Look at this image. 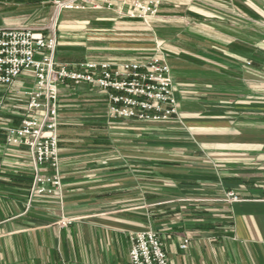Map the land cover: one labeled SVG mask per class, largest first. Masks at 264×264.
Here are the masks:
<instances>
[{
  "label": "crops",
  "instance_id": "crops-1",
  "mask_svg": "<svg viewBox=\"0 0 264 264\" xmlns=\"http://www.w3.org/2000/svg\"><path fill=\"white\" fill-rule=\"evenodd\" d=\"M198 1L205 8L202 0H162L151 19L187 26L193 18L187 10L191 15ZM219 1L223 11L238 4ZM246 3L252 18L249 13L244 22L250 27L255 3ZM217 17L236 27L240 21L232 14ZM203 35V53L193 47L199 37L192 36L186 67L174 65L172 56L168 64L193 75L201 68L221 73V100L213 92L205 100L222 111L204 115L198 96L192 97L194 108L183 111L186 104L174 93L182 112L179 129L194 144L182 149L180 159L163 153L155 165L151 142L142 146L136 140L134 119L111 117L106 92L87 83L68 81L58 89L60 192L32 193L27 147L6 144L0 130V264H130L128 233L147 227L158 233L168 264H264V191L249 185L243 199L228 196L234 189L228 181L245 182L246 169L264 168V92L253 66L243 63L253 61L257 43L249 37L242 46L233 32ZM125 39L98 47L87 60L112 67L146 60L131 59ZM62 217L72 222L61 226Z\"/></svg>",
  "mask_w": 264,
  "mask_h": 264
},
{
  "label": "built area",
  "instance_id": "built-area-1",
  "mask_svg": "<svg viewBox=\"0 0 264 264\" xmlns=\"http://www.w3.org/2000/svg\"><path fill=\"white\" fill-rule=\"evenodd\" d=\"M61 11L83 8L115 9L131 19L146 21L158 11L162 0H49ZM56 39L29 27H0V88L13 86L25 71L31 70L34 86L24 90L26 102L15 124L0 125L8 145L27 147L33 163L32 193L61 190L58 142L59 98L62 84L83 83L99 87L108 96L111 117L164 121L180 117L171 70L164 54L141 62L126 61L112 67L106 62L82 61L73 67L55 60ZM16 94L19 90L14 91ZM4 102L0 98V111ZM229 197H234L232 192ZM62 217L58 224L69 225ZM183 240L182 248L187 246ZM130 264H168L158 233L150 227L128 233ZM59 264H67L62 260Z\"/></svg>",
  "mask_w": 264,
  "mask_h": 264
},
{
  "label": "rangeland",
  "instance_id": "rangeland-1",
  "mask_svg": "<svg viewBox=\"0 0 264 264\" xmlns=\"http://www.w3.org/2000/svg\"><path fill=\"white\" fill-rule=\"evenodd\" d=\"M202 1L204 5L207 4L208 8L206 6L202 8V3L198 1L195 2L196 10H192L191 15L186 9L188 15L193 17L187 26L184 23L172 21H153L151 18L146 21H135L137 19L128 18L124 16V13H119L112 8L99 7L58 11L49 0L47 2L44 0L41 2L20 0L13 5H4L0 2V27L24 26L36 31L39 30L44 35H53L56 39L55 60L61 64H77L88 61V58L97 56L98 51H100L98 47L117 45L121 43L122 38H126L124 43L130 44L126 51L131 59L143 57L147 60L156 54H164L167 65H169L168 59L172 56L174 57L172 58L174 65L182 66V68L186 67L184 61L186 52L193 46L191 43L192 36H205L203 34L209 30L221 34L233 32L241 36L242 46L246 45L245 42L248 41L249 37H251L252 42L257 43L258 50L253 53V61L244 58L243 63L246 67L253 66V74L261 80L262 92H264V0H254L255 23L251 21L250 27L246 21H248L249 13L250 18H252L251 7L248 9L246 0H235L238 4L234 3L233 8H228V11H223L225 8L218 4L219 0ZM220 14L225 17L232 14L239 18L240 21L235 20L238 24L237 27L236 24L221 22L217 17ZM217 22L222 24H217ZM179 37L181 39L177 40ZM195 39L199 41L197 40L198 42L194 43L193 47L202 52L203 46L206 47L207 43L204 44L200 37ZM25 71L14 81L12 87L9 89L0 88V98L4 102V107L0 111V125L2 123L7 125L17 123L23 112L26 102L23 92L34 86L33 73L23 77ZM174 72L176 78V82L173 81L174 93L179 94L181 103L185 102L186 105L181 107L183 111L184 107L186 110L194 108L191 104L193 96L201 98L202 104L199 107L203 108L204 115H212V113L207 112L208 110H213L212 112L215 113L222 111L221 105H217L214 110L205 100L206 96L212 92L217 100H221L224 82L221 73H205L204 68L199 69L200 73L196 75L188 73V69L187 71L175 70ZM15 90H19L20 93L16 94ZM62 92L64 93V91ZM181 115L182 112L177 119L158 122L134 119V125L138 127L136 140L142 146L144 141L147 144L151 142L155 154V165L159 164L162 159L164 160L163 153H173L174 158L177 159L179 154H182L183 148L187 149L190 145H194L191 143L192 141H189V138L187 139L181 134L183 132L182 129H179L181 128L179 124H182ZM26 154L27 157L31 158L29 152ZM246 172L248 176L244 177L245 182L236 181L232 183L228 181L229 185L234 187L232 194L237 196L235 200L245 197L244 194L248 193L246 189L249 188V185L254 186L258 192L264 191V168L251 166L246 169ZM233 198L230 197L232 201H235Z\"/></svg>",
  "mask_w": 264,
  "mask_h": 264
},
{
  "label": "trees",
  "instance_id": "trees-1",
  "mask_svg": "<svg viewBox=\"0 0 264 264\" xmlns=\"http://www.w3.org/2000/svg\"><path fill=\"white\" fill-rule=\"evenodd\" d=\"M162 180V179H161Z\"/></svg>",
  "mask_w": 264,
  "mask_h": 264
}]
</instances>
